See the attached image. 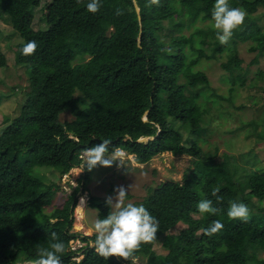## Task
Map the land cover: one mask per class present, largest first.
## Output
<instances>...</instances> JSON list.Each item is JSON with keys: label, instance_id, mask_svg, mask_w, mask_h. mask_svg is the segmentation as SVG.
Wrapping results in <instances>:
<instances>
[{"label": "trees", "instance_id": "obj_1", "mask_svg": "<svg viewBox=\"0 0 264 264\" xmlns=\"http://www.w3.org/2000/svg\"><path fill=\"white\" fill-rule=\"evenodd\" d=\"M40 1L0 0V19L21 37L15 61L27 66L29 75L19 114L7 119L10 123L0 132V264H35L39 250L54 242L52 233L64 244L61 264H128L99 256L95 233L71 231L77 192L87 190L92 172L84 169L82 153L104 140L111 141L110 152L122 149L137 163L164 152L194 157L195 168L183 173L182 181H160L139 203L158 220L155 241L166 250L156 253L155 241L142 245L135 255L144 264H264V170L240 153L226 151L217 160V145L203 148L205 133L228 112L218 96L234 105L240 88L255 87L264 94V69L250 75L240 54L245 44L255 51L251 63L264 55V29L254 17L264 0H229L247 16L227 44L219 42L212 25L215 0H160L159 6L135 0L138 11L134 0H99L95 14L87 10L90 0H45L43 20L31 12ZM33 40L35 54L23 55L24 44ZM7 60L0 46V68ZM209 60H220L225 95H217L201 68ZM64 111L72 118L62 121ZM241 124L226 130L235 132ZM246 125L257 143L264 140L259 127L264 126V108ZM184 131L194 136L187 146ZM142 136L151 138L138 141ZM36 166L60 175L79 168L77 187L50 212L46 208L61 187L34 175ZM215 188L220 189L219 203L211 194ZM94 199L89 195L88 204L95 203L98 217L105 218L111 207ZM204 199L212 200L220 213L196 216ZM233 201L247 205L246 222L228 217ZM215 220L224 228L203 235ZM179 222L186 226L171 233ZM78 237L85 244L72 249ZM80 250L81 259H72Z\"/></svg>", "mask_w": 264, "mask_h": 264}, {"label": "rangeland", "instance_id": "obj_2", "mask_svg": "<svg viewBox=\"0 0 264 264\" xmlns=\"http://www.w3.org/2000/svg\"><path fill=\"white\" fill-rule=\"evenodd\" d=\"M45 0H41L38 5L31 7V12L36 18H40L42 14V5ZM255 19L264 29V8H259L255 13ZM214 26V23L212 24ZM40 26H45V21H41ZM21 41V37L12 30L7 21L0 19V46L2 51L7 55L8 64L5 67L0 68V132L6 127L14 116L18 115L26 100V91L28 90V72H26L27 66L18 64L15 61L14 47L16 43ZM240 54L244 58L243 65L250 67V75L259 69H264V55L257 57V61L251 63V60L255 56V51L247 49V45L242 44L240 46ZM201 68L207 73L210 86L214 88L217 95H222L227 92V83L222 79L224 70L220 67V60H209L203 62ZM263 82V81H262ZM261 91H257L255 87L240 88L234 105L225 99L219 101L223 106V111L226 109L228 112H224L222 118H216L213 122L212 130L205 133V143L203 148L205 150H211L214 145L218 146V152L216 155L217 160L222 156L223 152L239 154L254 162L252 167L264 170V140L257 143V136L255 132L249 133L248 125L246 121L258 114L264 108V94L261 95ZM255 103V104H254ZM242 104L240 107L239 105ZM256 113V114H255ZM72 114L69 111H64L60 115V119H71ZM9 119L8 121H6ZM235 132L228 131L226 129L231 128L234 125H242ZM260 129L263 125L259 126ZM230 130H233L231 128ZM184 133V144L187 146L193 140V135H188L186 131ZM249 133V134H248ZM115 151H122L124 153V167H117L118 162H114L111 167H102L97 165L91 171L90 179L87 190L81 193L77 192L78 200L81 196L84 197L85 202L82 207L83 214L80 218L75 220L74 214L76 212V205L73 210L74 221L72 223L71 230L83 235H91L94 233L93 225L95 220L100 219L98 217V209L95 203L88 204L89 195L95 196L94 201L106 202L108 197H115L116 190L123 186L127 191L125 203H132L139 205L141 200L145 198L152 187L157 183L165 179H175L182 181L183 173L187 170L195 168L194 157L182 153L179 155H172L169 152L156 154L147 163H137L133 154H128L122 149H115ZM84 152V151H83ZM82 159L83 153H82ZM77 167V166H75ZM72 167L67 173L60 175L56 170H53L47 166H36L33 168V174L41 177L45 181H55L58 186L61 187L56 192L53 204L46 208L48 212L53 209V206L61 205L64 194H68L77 184L76 179H73V175L79 172V168ZM73 177V178H72ZM254 201L256 199L253 198ZM93 202L90 201V203ZM114 202V199H113ZM257 204V202H256ZM262 204H264L262 202ZM114 209L111 208V211ZM196 216L200 213L195 212ZM77 222L80 228L75 227ZM186 224L179 222L176 226L172 227L169 231L171 233H178L179 230L185 227ZM89 228V230H88ZM80 238L75 239L71 246L76 248L83 243ZM153 250L156 253H165L166 250L161 245V241L158 239L153 243ZM76 260L81 259L82 253L73 256ZM16 264H28L27 262H17ZM136 264H144L140 258L136 257ZM153 264H156L154 262Z\"/></svg>", "mask_w": 264, "mask_h": 264}, {"label": "clouds", "instance_id": "obj_3", "mask_svg": "<svg viewBox=\"0 0 264 264\" xmlns=\"http://www.w3.org/2000/svg\"><path fill=\"white\" fill-rule=\"evenodd\" d=\"M159 4L160 0H148V6H159ZM99 9V0H90L87 4V10L93 14L98 12ZM116 14H122L121 10L117 9ZM246 16L247 12L245 10L230 6L229 0H215L211 17L214 21V28L217 30V39L221 44H227L230 41L235 30L243 25ZM36 50L37 43L33 40L24 44L21 52L25 56H30L34 55ZM110 144L111 141L104 140L96 146L84 149V169L87 168L91 171L97 165L111 167L114 162H118L117 167H124V153L115 150L110 152ZM73 179H75V175ZM75 186L77 187V184ZM127 191L121 186L116 190L114 198H107V206L114 210L109 212L105 218L95 220L93 225L96 237L94 248L97 254L104 259L114 257L126 261L128 264H136L135 254L140 251L142 245L151 244L157 239L159 222L143 205L126 204ZM219 191V188H215L211 193L212 196L216 197L218 203L222 200V197L218 195ZM83 201L84 198H81V204L78 206H83ZM197 208L200 214L217 215L221 211L219 208L214 207L212 200L209 199L201 200ZM227 215L229 218L246 222L250 218V211L247 205L242 202L233 201L230 202ZM223 228V223L215 220L210 227L203 230V235L211 237ZM51 238L54 242L50 244L49 248L39 250V259L35 261V264H61V255L65 251L64 244L59 241L55 233L51 234ZM78 238L81 239V237ZM71 248L75 249L72 246ZM78 253L79 251L76 254ZM74 255L71 256L72 259H75Z\"/></svg>", "mask_w": 264, "mask_h": 264}, {"label": "bare ground", "instance_id": "obj_4", "mask_svg": "<svg viewBox=\"0 0 264 264\" xmlns=\"http://www.w3.org/2000/svg\"><path fill=\"white\" fill-rule=\"evenodd\" d=\"M81 198H84L83 196H81L80 198H79V200H78V203H77V205H76V212H77V214H74V216H75V220H77L78 218H80L81 216H82V207L83 206H78V205H80L81 204ZM84 202H85V199H84V201H83V205H84ZM78 226V224H77V222H75V227L76 228H80V227H77ZM88 230H89V228H88Z\"/></svg>", "mask_w": 264, "mask_h": 264}, {"label": "water", "instance_id": "obj_5", "mask_svg": "<svg viewBox=\"0 0 264 264\" xmlns=\"http://www.w3.org/2000/svg\"><path fill=\"white\" fill-rule=\"evenodd\" d=\"M134 2H135V0H134ZM135 9H136V11L139 10L138 6L136 5V2H135ZM149 138H151V137H149V136H142V137H139L137 140L138 141H145V140H148Z\"/></svg>", "mask_w": 264, "mask_h": 264}, {"label": "built area", "instance_id": "obj_6", "mask_svg": "<svg viewBox=\"0 0 264 264\" xmlns=\"http://www.w3.org/2000/svg\"><path fill=\"white\" fill-rule=\"evenodd\" d=\"M84 244V242L83 243H81L80 245H83Z\"/></svg>", "mask_w": 264, "mask_h": 264}, {"label": "crops", "instance_id": "obj_7", "mask_svg": "<svg viewBox=\"0 0 264 264\" xmlns=\"http://www.w3.org/2000/svg\"><path fill=\"white\" fill-rule=\"evenodd\" d=\"M73 177H74V175H73ZM73 177H72V178H73ZM82 214H83V211H82Z\"/></svg>", "mask_w": 264, "mask_h": 264}]
</instances>
